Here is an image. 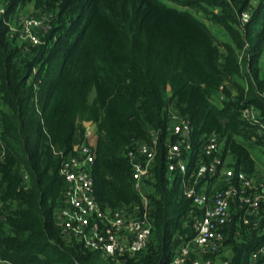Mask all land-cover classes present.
I'll list each match as a JSON object with an SVG mask.
<instances>
[{"label": "trees", "instance_id": "trees-1", "mask_svg": "<svg viewBox=\"0 0 264 264\" xmlns=\"http://www.w3.org/2000/svg\"><path fill=\"white\" fill-rule=\"evenodd\" d=\"M0 6V260L169 264L193 236L194 210L181 178L168 172L172 112L191 121L197 140L215 134L236 173L258 172L249 145H264V0H0ZM31 11L48 18L39 46L21 44L11 31ZM209 25L230 40L219 44ZM248 108L263 126L243 116ZM87 122L96 128L95 197L105 209L140 202L127 155L150 142L152 132L159 136L145 181L151 242L123 263L67 240L57 225L65 188L60 169L87 142ZM235 212L226 229L229 253L219 258L264 264V255L251 259L264 245V211L250 225Z\"/></svg>", "mask_w": 264, "mask_h": 264}, {"label": "built area", "instance_id": "built-area-1", "mask_svg": "<svg viewBox=\"0 0 264 264\" xmlns=\"http://www.w3.org/2000/svg\"><path fill=\"white\" fill-rule=\"evenodd\" d=\"M4 12L0 6V13ZM33 12L22 16L17 26H11V31L18 35L21 44L39 46L44 43L41 33L48 28V18L45 13ZM249 18L248 13L243 14L245 23ZM243 116L252 125L263 126L252 109H245ZM170 119L166 131L168 172L172 179L181 178L184 195L194 210L191 211L193 236L179 246L169 264H188L192 254L198 256L192 264H230V259L219 258L226 229L236 210L242 213L240 218L245 225H250L251 218L264 211V181L229 168L224 159V144L215 134L197 140L189 119L177 112H172ZM90 137L91 132L86 135L87 142L77 149L78 153L62 163L60 174L65 188L56 214L57 225L67 240L81 243L104 260L123 263L145 252L151 242L153 209L145 181L152 178L159 136L152 132L150 142L137 143L128 152L140 202L117 209H105L96 200L93 175L96 153ZM191 161H195V167L190 170ZM260 255H264V245L252 252L251 259L256 261ZM0 264L10 263L0 260Z\"/></svg>", "mask_w": 264, "mask_h": 264}, {"label": "rangeland", "instance_id": "rangeland-1", "mask_svg": "<svg viewBox=\"0 0 264 264\" xmlns=\"http://www.w3.org/2000/svg\"><path fill=\"white\" fill-rule=\"evenodd\" d=\"M166 3L168 5H170L171 7L177 8L179 10H183L182 7H178L177 5H174V4H171V3H168V2H166ZM28 14L30 15L31 13L27 12L24 15H28ZM32 14H36V12H33ZM36 17H38V16H36ZM42 21L45 22V19L43 17H42ZM209 28L212 31L213 35L217 38L219 44H222V43L228 41V37L226 36L225 32L220 27L209 25ZM86 128H87V133H86V135H87L88 133L92 132L91 128H95V126L93 124H87ZM96 140H97V137L96 136L94 137V134H93L92 137H90L91 143L95 144ZM249 150H251V153L254 156H256L257 158H262L264 160L263 151L261 149H259V148H256L255 145H253V146L249 145ZM259 170H260L259 171L260 175H264V172H263L261 167H259ZM181 190L184 191V186L183 185H182V189ZM225 251L227 252V250L223 249L219 253V255L223 257L226 254Z\"/></svg>", "mask_w": 264, "mask_h": 264}, {"label": "crops", "instance_id": "crops-1", "mask_svg": "<svg viewBox=\"0 0 264 264\" xmlns=\"http://www.w3.org/2000/svg\"><path fill=\"white\" fill-rule=\"evenodd\" d=\"M230 39L228 38V41H229ZM227 41V42H228ZM261 61H262V69H263V74H262V76H264V56L262 57V59H261ZM91 130H92V135L94 134V137L96 136L97 137V133H96V128H91ZM255 147L256 148H259V149H261L262 151H263V153H264V148L263 147H260V146H256L255 145ZM250 151V153H251V150H249ZM251 155H252V157H253V159L256 161V163H257V167H258V172L257 173H255L254 175H252V177H254V179L256 180V181H259V182H262V181H264V175H260V173H259V167H261L262 168V170H263V172H264V160L262 159V158H257L256 156H254L252 153H251ZM262 172V171H261ZM207 188L208 187H203V189H205V190H207ZM227 252L229 253V251L227 250ZM226 252V253H227Z\"/></svg>", "mask_w": 264, "mask_h": 264}, {"label": "water", "instance_id": "water-1", "mask_svg": "<svg viewBox=\"0 0 264 264\" xmlns=\"http://www.w3.org/2000/svg\"><path fill=\"white\" fill-rule=\"evenodd\" d=\"M87 124H92V122H87L85 123V126H87ZM78 149V147H76V150Z\"/></svg>", "mask_w": 264, "mask_h": 264}]
</instances>
